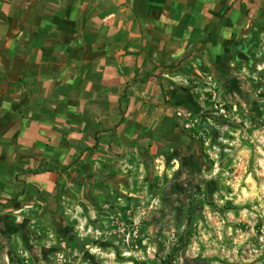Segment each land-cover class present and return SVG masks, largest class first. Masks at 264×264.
<instances>
[{
	"label": "crops",
	"instance_id": "0c3cea01",
	"mask_svg": "<svg viewBox=\"0 0 264 264\" xmlns=\"http://www.w3.org/2000/svg\"><path fill=\"white\" fill-rule=\"evenodd\" d=\"M261 39L264 0H0V214L46 219L134 152L196 150L178 112Z\"/></svg>",
	"mask_w": 264,
	"mask_h": 264
},
{
	"label": "rangeland",
	"instance_id": "374dc122",
	"mask_svg": "<svg viewBox=\"0 0 264 264\" xmlns=\"http://www.w3.org/2000/svg\"><path fill=\"white\" fill-rule=\"evenodd\" d=\"M185 111L196 150L132 153L101 197L0 214V264H264V39Z\"/></svg>",
	"mask_w": 264,
	"mask_h": 264
},
{
	"label": "built area",
	"instance_id": "2783aa9c",
	"mask_svg": "<svg viewBox=\"0 0 264 264\" xmlns=\"http://www.w3.org/2000/svg\"><path fill=\"white\" fill-rule=\"evenodd\" d=\"M178 117H180V118H187V116L189 115V114H186V113H183V112H178Z\"/></svg>",
	"mask_w": 264,
	"mask_h": 264
}]
</instances>
